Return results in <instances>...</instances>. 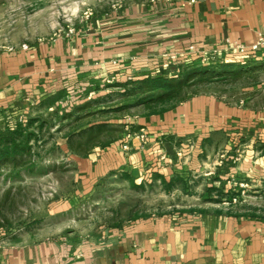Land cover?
Listing matches in <instances>:
<instances>
[{
	"label": "crops",
	"instance_id": "crops-1",
	"mask_svg": "<svg viewBox=\"0 0 264 264\" xmlns=\"http://www.w3.org/2000/svg\"><path fill=\"white\" fill-rule=\"evenodd\" d=\"M87 5L90 15L76 22L72 34L23 43L26 49L22 44L0 49V117L41 103L50 108L69 84L98 83L110 72L118 79L145 77L174 65L172 53L179 57L176 65L198 62L190 45L200 55L219 51L218 63H237L236 54L225 51L226 42L250 45L264 32V0H81L83 10ZM125 124L109 145L71 155L74 193L51 214L69 208L111 174L167 177L180 162L181 147H190L181 149L194 160L208 146L223 147L225 157L236 142L242 156L235 171L243 177L264 174V106H252L247 98L233 102L203 90L154 113L144 108ZM128 127L143 130L146 142L128 138ZM62 230L17 239L0 235V264H264V217L221 209L140 217L98 236Z\"/></svg>",
	"mask_w": 264,
	"mask_h": 264
},
{
	"label": "rangeland",
	"instance_id": "rangeland-1",
	"mask_svg": "<svg viewBox=\"0 0 264 264\" xmlns=\"http://www.w3.org/2000/svg\"><path fill=\"white\" fill-rule=\"evenodd\" d=\"M102 8L105 5L99 9ZM89 12L88 5L83 10L81 0H0V49L31 44L59 32L72 34L76 22L89 16ZM246 63L238 71L214 69L206 73L210 77L207 83L189 89L215 90L233 102L247 98L252 106H264V60L228 64ZM218 64L200 61L168 64L151 74L177 78L187 70L198 72L199 66ZM111 73L98 83L69 84L64 97L58 98L50 108L41 103L27 113L15 115L10 111L0 117V129L5 132L21 124L25 134L33 133L29 140L31 150L26 157L18 158L17 165L0 164V235L4 239H17L26 234L52 236L61 232V228L65 233L98 236L108 227L140 217L190 211L221 209L264 217V174L243 177L235 171V162L242 156L236 142L227 153L231 152L227 161V155L221 157L225 154L221 151L223 147L213 150L208 146L203 153H196L194 160L191 152L181 149L190 147L179 148L176 156L180 162L167 177L155 173L135 180L127 173L111 174L69 208L51 214L74 193L77 177L71 155H83L94 144L120 136L119 131L125 132V123L131 115L145 108L137 104L141 91L136 89L137 95H132L124 89L126 84L131 88L135 85L133 80L144 77L128 75L118 79ZM211 73L221 75L216 79ZM199 76L196 73L189 82ZM148 102L152 108L172 103L158 104L153 99ZM98 125H102L100 132L95 128ZM128 131L138 132L131 127ZM209 186L218 190L210 191Z\"/></svg>",
	"mask_w": 264,
	"mask_h": 264
},
{
	"label": "trees",
	"instance_id": "trees-1",
	"mask_svg": "<svg viewBox=\"0 0 264 264\" xmlns=\"http://www.w3.org/2000/svg\"><path fill=\"white\" fill-rule=\"evenodd\" d=\"M246 65L247 63L246 64L220 63L217 66H199L196 69V71L198 72L195 71L191 72V70H187L183 74L179 75L177 78L176 77L165 78L162 75H157V76L146 75L144 78L133 80L132 82L135 85L132 86L131 88L126 87L127 85L126 84L124 86V89H125V93L131 92L132 95L136 94V92H134L136 89H137L136 91L138 92L141 91V93L140 94L138 93V95H142V96L141 98H138L137 104L145 106V109H148L150 112L154 113L157 112L158 108L150 107L148 101L153 99V101L158 104H165L168 102L173 103L183 100L188 95L199 92V91H191L189 89L191 86L208 82V79H210V77L207 78L205 76L206 73L211 72L214 69L226 70L229 68L234 69L233 71H238L239 69L245 67ZM196 73H200L199 78H197L192 82H189L191 81L190 78L193 77ZM220 75L221 74L214 75L211 73V76L212 77L216 76L215 77L216 79H219ZM235 75L236 74H233V76ZM181 92L183 93L182 96H180ZM95 128H97L98 132L102 131L101 130L102 125H98ZM89 129H92V127ZM119 133H122V131H119ZM31 135H33V133L30 134L24 133V129H22L21 124H18L14 130H9L7 128L6 132L0 129V164L11 162L12 164L17 165L16 163L18 158L21 159L23 157H26L31 150V145L29 144ZM19 138L21 139L19 140ZM116 138L117 136L110 138L106 143L94 144L92 148L95 146L104 147L106 145H109ZM88 139L90 140L91 138ZM86 153L87 151L84 154ZM160 177H162L163 180L165 181V177L163 176ZM209 190L216 191L218 189L214 188L213 186H209ZM251 216H256V215H251Z\"/></svg>",
	"mask_w": 264,
	"mask_h": 264
},
{
	"label": "built area",
	"instance_id": "built-area-1",
	"mask_svg": "<svg viewBox=\"0 0 264 264\" xmlns=\"http://www.w3.org/2000/svg\"><path fill=\"white\" fill-rule=\"evenodd\" d=\"M190 2H193L194 0H189ZM227 47L225 49L228 53H234L236 54V62L245 63L247 61H259L264 60V32L259 31L256 34L255 40L250 44L246 45L239 41H227ZM22 49L27 48V44L21 45ZM8 50H14L15 46H11L7 48ZM188 51L191 54L199 55V61L202 64H208V63H216L218 61V55L219 51H213L211 54H201L198 53L193 45L188 46ZM169 61L171 63L176 64L179 60V57L177 53H172L169 55ZM181 63L189 64L190 60H182ZM228 60H225L224 62H227ZM128 138H136L138 139L142 144L146 142L147 140V134L140 130L139 132L130 133V131L127 132Z\"/></svg>",
	"mask_w": 264,
	"mask_h": 264
}]
</instances>
